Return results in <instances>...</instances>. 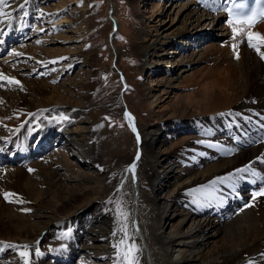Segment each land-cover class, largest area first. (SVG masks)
I'll use <instances>...</instances> for the list:
<instances>
[{"label":"bare ground","instance_id":"bare-ground-1","mask_svg":"<svg viewBox=\"0 0 264 264\" xmlns=\"http://www.w3.org/2000/svg\"><path fill=\"white\" fill-rule=\"evenodd\" d=\"M52 1L11 0V8L6 11H11L12 19L6 24L0 23V32L6 33V37L10 30L18 33L27 27L54 31L68 19L65 9H73L77 4L75 0H56V4L50 3ZM197 1L205 14H197L199 10L195 11L197 8L192 3L177 5L179 17L189 12L184 16L182 29L178 28L172 36L181 38L189 33L188 37L213 42L214 36L206 37L200 24L204 20L213 21L207 8L214 6L209 0ZM53 4L55 6L50 7ZM217 21L211 27L213 31L219 30ZM226 25L230 36L227 42L241 49L239 60L230 61L238 66H231L228 71L225 63V75L213 73L203 77L196 82L201 83L199 88L184 94L177 92L173 82L185 69L181 74L178 71L176 78H168L165 88L159 94L154 92L143 104L149 107L150 119L145 127H138L136 123L140 143L127 162L101 159L95 145L98 132L93 124H80L85 122L79 119L84 112L79 107L82 101L69 99L68 88L49 86L43 80L34 82L21 77L24 73L19 76L15 73L24 84L25 81L30 84H23V92L16 87L15 95L0 91V103L4 100L3 105L6 102V106L9 105L0 109V162L18 163V167L8 170L7 174L5 171L9 168L0 171L5 172L0 174V264H23L19 251L5 247L3 242L33 246L31 264H40L35 249L39 248L37 242L41 237L48 235L45 232L49 225L56 226L55 232L68 229L65 242L52 245L61 244V252L51 255L52 264H73L75 261L80 264L79 255L91 259V264L98 258L102 262L96 264H117L118 259L122 262L123 256L113 258L117 255L113 246L125 239L121 229H126L127 245L135 242L130 240L131 236H137L138 244H134L137 248L139 245L143 253V261H139L140 251L135 252L137 264H247L248 261L264 264L261 255L264 254V195L254 197V193L264 187V161L257 159L264 156V60L248 46L244 33L234 40V25L228 22ZM235 27L243 28L241 25ZM249 31L264 34V19ZM174 37L169 35L159 43L155 39L152 43L143 40L136 50L141 54L172 45L169 51L159 53L161 57H173V61L166 62L170 65L168 68L174 65L177 70L180 64H192L193 60L184 62L181 59L185 48L178 46L172 40ZM206 54L195 62L203 60ZM177 56L180 57L175 59ZM145 63L142 62V68ZM71 66H62V71ZM156 85V91L160 90V83ZM90 87L92 82L82 84L79 89L86 92ZM68 101L72 105L65 104ZM52 103L60 104L63 111L54 112ZM38 106L47 108L39 121L32 118ZM127 114L133 117L130 111ZM54 131L82 154L95 155L84 161L88 160L87 164L96 168V174H80L75 179L77 193H65L61 186L58 170L73 172L75 167L70 163L68 152L48 140V135ZM47 147L52 148L50 163L38 164L35 168L28 162ZM210 147L214 148L212 154ZM109 154L106 152L105 156L110 157ZM133 163L135 170H128ZM107 164L110 166L106 169ZM247 165H252V171L238 173L236 181L210 184L216 177L236 173ZM123 178L128 180L130 190L128 188L124 196H110ZM156 181L155 189L152 185ZM40 184L43 189H38ZM203 185L209 187L202 192L191 191ZM5 193L16 196L5 199ZM106 197H109L107 202L104 201ZM81 199L82 203L74 204ZM94 206L101 208V217L93 218L89 213L88 209ZM121 209L129 217L130 225L119 214ZM83 211L88 213L78 214ZM120 247L122 251L125 249L124 245ZM79 248L93 256L81 255ZM105 255L108 257L104 258Z\"/></svg>","mask_w":264,"mask_h":264},{"label":"rangeland","instance_id":"rangeland-1","mask_svg":"<svg viewBox=\"0 0 264 264\" xmlns=\"http://www.w3.org/2000/svg\"><path fill=\"white\" fill-rule=\"evenodd\" d=\"M75 1L74 4L77 5H75L73 9H65L68 19L64 23L57 25L54 31L50 29L49 31L46 28L37 31L27 27L23 32L17 33L14 40L10 42L6 41L0 46V74L5 71L7 73H4V76L9 78L14 77L15 80L20 81L19 84H16L0 80V91L3 94L11 93L15 95V92H17L15 91L16 87H19L20 92H23L24 87L30 84L25 81V85L23 83L24 80L15 76V73H17L18 76L20 73H24L21 77L33 80L34 82L43 80L47 82L49 86L63 85L65 88H68L69 93H66V95L69 99L78 98L79 101H82V103L84 102L83 104L80 103L82 106H79L80 108L82 107V111H84L80 114L79 119L81 118L80 120L85 122L80 124L84 126H91L93 124L94 128H96L98 133L95 145L103 161H111L112 159L115 161L118 159L122 162H127L134 156L140 142L137 140L136 131L134 132L132 130L133 126L135 127L136 123L138 127H145L148 125L150 117L147 112L149 107H144L143 104L146 103V100L148 101L151 98L154 92L155 94H159L160 91L165 88L164 86L168 83V78H176L175 74L178 73V71L180 73L184 68L185 71L182 74L180 73L181 76L173 82L175 85L174 87H177L176 89L179 90L177 92L184 94L199 88L201 83L196 84V82L203 77L211 76L213 73L225 75L223 69L226 68L225 66L227 64L228 71L231 66H238L237 64H231L230 61L239 60L236 59L235 56L237 52L238 54L241 52V49L239 47V50L236 49L237 52H234L231 46L233 48V45L236 44L233 43V45H231L226 42L227 38L229 40L230 36L225 29L226 25L224 20L220 22L219 30H215V32H212V28L209 27V20H204L200 24L202 27L201 30L203 29L202 33L206 35L210 34L208 37H210L212 33L217 34L213 42L207 39L203 40L199 37H188L190 35L189 33L187 35L184 34V37L181 36V38L172 36L177 30L182 29L184 16L189 12L187 11L179 17L177 14L179 7H177V5L184 4L185 2L192 3V6L197 8L194 10H199L197 14H205V11L198 5L197 0ZM10 2L11 0H9V3ZM53 2L56 4V0L50 3ZM53 6L55 5L53 4L50 7ZM168 6L169 8L167 9ZM189 26L191 27V25ZM206 30L207 32L205 33L204 31ZM111 31L112 33L110 34ZM167 35H170V38L174 37L172 40H174L178 46L183 45L182 47L185 48V50L181 53V59L184 62L193 60L192 64L188 66L180 64L181 66H179L177 70H174V65L168 68L170 65L168 63L166 65V62L173 61V57L170 55L161 57L159 53H162V51H169L172 45H165L163 50L149 49V51L141 54L137 52L136 48L143 40L150 43H152L151 41H154V39L157 42H162L168 38ZM244 38H246V35ZM195 40H197V42ZM245 45L244 47L246 48L247 45ZM173 47L176 46L174 45ZM205 52L207 54L203 59L204 61L201 59L195 62L200 56L205 54ZM16 53L19 55H16ZM179 57L177 56L175 59ZM52 61L56 62L53 63ZM142 62H146L143 68ZM67 64H71V68L62 71V66H67ZM19 66H25V68L22 69V67ZM30 70L31 73L28 74ZM240 75L241 74H238V76ZM84 82H92V87L86 92L79 89L82 84H85ZM152 83L154 84L152 85ZM156 83H160L158 87L160 90L156 91ZM198 84L200 86H198ZM20 86L22 87L20 88ZM154 88L155 90H153ZM79 97L83 98L80 99ZM186 97L192 96L186 95ZM1 102L0 109L9 106H6L7 102L3 105L4 100ZM52 104L54 112L63 111L60 104ZM65 104L72 105L69 101ZM46 109L45 106H38L33 112V120L39 121V119L47 113ZM128 110L133 114L134 122H130L129 119L126 118L125 113L129 112ZM83 113L84 116H81ZM56 134L57 133L54 132L49 140L58 143L56 138L57 140L60 139L56 136L53 137V135ZM60 141L58 146L68 152L70 163L75 167L73 172L63 169L58 170L62 177L61 186L65 193H77L79 190L76 188L75 179L82 173L92 176L96 174V168L91 164H87L91 156L95 157V155H91L89 152H85L86 155L82 154L81 151L73 147L74 145H72L71 142L65 141V139ZM210 148L212 150H208H211L210 154H212L214 148ZM106 152H110V157L105 156ZM51 153L52 149L47 148L44 152L36 155L30 163L34 165V167H38V164L45 165L50 163L52 161L50 156ZM86 158L89 159L85 162L84 159ZM179 162L183 163V161ZM109 166L110 164H107L106 169ZM17 167L18 165L16 164L6 165L5 168H9L5 171L6 174L8 170ZM155 169H158V167ZM0 170L5 169L3 168ZM5 172H1L0 174L4 175ZM127 182L128 180L123 178L122 182L109 193L110 196L112 195L113 197L115 194L124 196L128 192V188L130 190V186ZM157 183L156 181V183L152 185V188L156 189L155 185ZM43 188L41 184L38 186V189ZM245 188L247 189V187ZM144 189L148 190L146 187ZM109 197H106L104 201L107 202ZM82 202L83 200L81 199L74 204H80ZM71 209L70 212L73 211V209ZM88 210L93 218L101 217L102 215V210L99 207L94 206ZM84 213L86 214L88 212L83 211L78 214ZM75 215L77 214H74V216ZM68 217L70 220L71 216ZM124 219L125 222L130 225L128 221L129 217L126 216ZM54 226L50 227L49 225V228H47L48 231L45 232V235L47 232L48 235L44 236V238L41 237V241L38 243L39 251L43 253V255H38L40 264H50L53 261L51 255L60 253V246L66 240L67 232L65 231L68 229L62 228V232H55L56 226ZM130 240L138 244L137 236H131ZM54 242L61 244L59 246L54 245L56 246L55 249L54 246H52ZM139 247L138 245L137 251H140ZM79 249L82 250L80 254L93 256L92 253L81 248ZM140 252H138L137 258L139 261H143V257L141 256L143 253L142 251ZM113 253L114 252H112V254ZM79 257L78 263L80 264L92 263L91 259L86 260L85 256L79 255ZM107 257L108 255L104 256V258ZM117 257V255H113L114 259ZM104 258H102V260L106 261ZM100 260L101 258H98L94 263L96 264ZM89 261L91 263H89ZM73 264H76V261Z\"/></svg>","mask_w":264,"mask_h":264},{"label":"snow or ice","instance_id":"snow-or-ice-1","mask_svg":"<svg viewBox=\"0 0 264 264\" xmlns=\"http://www.w3.org/2000/svg\"><path fill=\"white\" fill-rule=\"evenodd\" d=\"M23 7V5H21ZM245 7L244 4L242 3H237L236 0H232V6L228 9V14L231 17L228 21L229 24L231 25H248V27H251L254 23L257 22V18L264 19V0H261V7L256 10L252 11L251 9L248 12H243L241 9ZM11 8V5L9 4V0H0V23H7L9 20L12 19L11 11H6V9ZM42 30V29H41ZM233 39L235 40L238 36H241L244 33V29L240 27H233ZM3 33L0 32V35ZM246 42L249 47L253 48L261 57L262 60H264V34L258 33V32H247L246 33ZM39 43V41H38ZM237 45H233V50L236 52ZM16 55H19L16 53ZM236 59H239V54L237 52ZM60 59H66V58H60ZM55 63L56 61H52ZM0 80L2 81H8L10 83H16L19 84V81L15 80L14 77L9 78L7 76H4L3 74H0ZM126 116L128 119H132L130 114L126 113ZM64 119H67V117H64ZM102 126V125H101ZM134 132L136 131L135 127L133 126L132 129ZM137 140H139V136L137 135ZM139 159V155H137V160ZM258 160L264 161V156L258 157ZM135 163L129 166L128 170L134 171L135 170ZM29 171H35L34 169H29ZM252 171V165H247L242 169H237L236 173H229L227 176H222V177H216L214 180L210 181L211 185H216V184H225L228 183L229 181H236L238 179L237 174L241 172H250ZM256 173L253 171V175ZM209 186L208 185H203L201 186L200 189H193L191 191L193 192H202L204 189H207ZM5 199H8L10 196H16L14 193H5ZM264 195V187L260 189L259 192L254 193L255 196H260ZM23 202V201H20ZM26 211H28L26 209ZM119 214L123 217L126 218V213L123 212L121 209ZM121 231H124L125 233V239L120 240L117 245H114L113 247L117 249V256L121 257L123 256V261L117 260V264H137V260L135 257V252L137 251L136 245L133 243L131 245H127L126 240H127V232L126 229H121ZM116 233H113L115 235ZM4 246L7 248H15L17 251H19L20 257L23 259V264H31V252L30 249L33 247L31 245H15L7 242H3ZM39 242H37L38 245ZM121 245L125 246V249L122 251L121 250ZM20 249H23V251H20ZM36 255H43L39 251V248L37 247L35 249ZM264 256V254H261ZM247 264H254L253 261H248Z\"/></svg>","mask_w":264,"mask_h":264}]
</instances>
